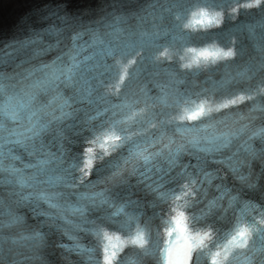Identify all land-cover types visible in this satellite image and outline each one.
Instances as JSON below:
<instances>
[{
  "label": "snow or ice",
  "instance_id": "1",
  "mask_svg": "<svg viewBox=\"0 0 264 264\" xmlns=\"http://www.w3.org/2000/svg\"><path fill=\"white\" fill-rule=\"evenodd\" d=\"M69 4L0 50V264H264V0H215L199 48L187 0ZM200 64L217 102L178 87Z\"/></svg>",
  "mask_w": 264,
  "mask_h": 264
}]
</instances>
